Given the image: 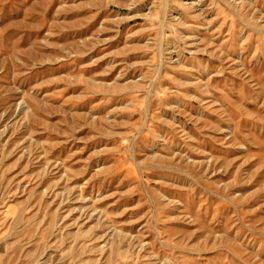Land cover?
<instances>
[{
  "label": "rangeland",
  "instance_id": "1",
  "mask_svg": "<svg viewBox=\"0 0 264 264\" xmlns=\"http://www.w3.org/2000/svg\"><path fill=\"white\" fill-rule=\"evenodd\" d=\"M0 264H264V0H0Z\"/></svg>",
  "mask_w": 264,
  "mask_h": 264
}]
</instances>
